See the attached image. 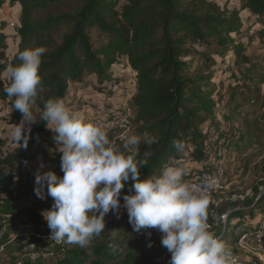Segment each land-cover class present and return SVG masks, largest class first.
Segmentation results:
<instances>
[{
	"label": "trees",
	"instance_id": "obj_1",
	"mask_svg": "<svg viewBox=\"0 0 264 264\" xmlns=\"http://www.w3.org/2000/svg\"><path fill=\"white\" fill-rule=\"evenodd\" d=\"M120 1H123L122 5H118ZM239 2V11L229 13L225 7L220 8L208 0H0V10L5 5L20 7L15 29L19 40L17 50L6 61L1 55L7 47L3 34L5 23H0V101L10 100L11 108L13 98L4 92L9 81L2 79V74L10 63L19 64L15 59L18 51L37 47L47 49L39 69L43 91L32 108L35 123L28 133L27 148L18 146L0 161V202L5 200L6 206L10 205L6 200L20 192L23 175L30 169V163L42 156L36 143L48 134L46 122L40 119L45 103L49 99L64 100L69 84L80 81L86 73H97L109 79L106 73L119 56L127 58V64L135 74L136 92L131 105L136 133L148 132L159 138L158 144L140 147L141 153H152L147 167L140 170L141 178L158 176L162 168L180 153L172 142L180 141L185 145L186 136L197 140L196 126L203 117H212L216 107L212 93L194 84L188 75L184 61L190 54L188 46L195 43L214 45L216 54L223 61L226 53L232 51L236 60L248 63L242 45H236L232 35L240 34V11H248L264 20V0ZM93 29L107 39L99 49L92 45ZM260 82L264 83V78ZM11 118L17 123L22 120V115L13 109ZM247 133L245 145L250 146L252 137L250 132ZM132 183L130 179L125 184L121 200L124 195L134 194L129 191ZM255 195L248 204L252 206L250 209L232 203L214 208L212 214L220 222V216L225 213L226 222L230 223L240 220L241 212L250 210L247 212H251L253 218L260 219L264 217V190ZM29 210L13 211L11 207L0 206V214L6 212L9 223L29 218L36 225L35 234L51 236L48 226L41 227L43 219ZM233 214H238L236 219ZM209 224L214 226V223ZM13 225L9 224L7 228ZM251 229L249 226L247 230L250 232ZM242 232L232 236L229 243L235 245L239 237L249 233ZM215 234L226 242L221 231ZM28 243L10 240L7 236L0 239V248L17 252V259H12L16 264H46V258L32 262L26 257L23 248ZM40 248L42 246L37 251ZM124 248V239L117 235L111 237L107 222L104 232L89 245V253L69 249L66 243H50L52 258H58L55 264H138L132 250L123 252Z\"/></svg>",
	"mask_w": 264,
	"mask_h": 264
},
{
	"label": "rangeland",
	"instance_id": "obj_2",
	"mask_svg": "<svg viewBox=\"0 0 264 264\" xmlns=\"http://www.w3.org/2000/svg\"><path fill=\"white\" fill-rule=\"evenodd\" d=\"M208 1L220 8L225 7L229 13L240 9L239 0ZM122 4L123 1H120L118 5ZM19 13L18 5L13 7L5 5L0 10V23H5L3 34L6 36L7 46L1 52L3 61L9 60L16 53L19 40L15 35V29L10 28L9 25L18 24ZM238 18L242 28L239 36L232 35V37L236 45H242L243 55L248 59L247 64L236 60L232 51L226 53L223 61V58L216 54L214 45L195 43L188 46L190 54L184 59L188 75L194 84L212 93L216 107L212 117H203L196 126L199 135L197 140L186 136L183 152L174 156L168 165L175 164L177 160L187 164L190 171L185 178L186 181L196 173L209 170L216 165L223 168L225 174L220 188L210 197L208 223H214L210 230L214 233L221 231L237 264H256V255L260 253V248L250 236L259 219L253 218L252 213L247 212L250 210L241 212L242 218L230 223L222 222L221 218L220 222H217L212 214L214 208L227 207L232 203L239 204L241 208H250L248 204H251L254 196H257L255 194L264 190V83L260 82L264 78V20L248 11H240ZM91 41L93 48L99 49L106 44L107 39L93 29ZM106 74L109 79L89 72L84 74L80 81L71 82L64 102L73 111L79 113L86 122H92L98 115L104 117V113L105 116L110 113H123L132 120L131 128L123 137L137 134L133 122L134 109L131 105L132 97L136 92L135 74L130 70L127 58L117 57L116 63ZM2 79H7L6 72L2 74ZM9 102L10 100L0 101V161L18 147L12 140L11 132L12 125L20 124L21 120L17 123L12 120ZM46 131L48 133L46 137L36 143L42 151V156L30 163V169L23 175L24 182L20 192L6 200L9 201V206H6L5 200L0 202V206L11 207L13 211L30 209V212L43 219L41 226L43 228L47 224L42 213L51 210L54 201L47 196L46 185L43 190L44 199L38 198L35 192L38 187L35 184V174L39 169L41 173L52 171L57 177H63L60 167L62 154L54 139L56 134L48 127ZM190 131L194 130L190 129ZM247 132H250L252 137L250 146L245 145ZM108 135L112 142L115 141L122 146L123 141L114 140L115 134ZM143 145L144 143L140 147ZM41 164H43L42 168ZM237 216L238 214H233L234 219ZM9 219L6 212H1L0 239L8 236L10 240H21L24 243L39 240L38 243L41 241L43 244H37L38 248L42 246L50 249L49 239L36 238L39 236V234L35 236L36 232L33 231L36 225L29 218H22L18 222L10 221L11 223ZM105 221H108V214L105 216ZM9 224L15 225L7 228ZM108 225L111 237L117 235L123 238L126 248L122 251L132 250L138 259V264H170L171 254L161 245V234L157 230L142 229L137 233L129 224L128 216L115 229H113L115 226L109 223ZM249 226L252 227L250 232L247 230ZM239 231L249 232L248 238L241 241L239 237L241 243L231 245L229 241L232 236H238ZM148 233L151 235L149 236ZM149 243L152 244L151 247H148ZM68 247L89 253V246L79 247L68 244ZM51 255L49 251L46 264L57 262L58 258L54 259ZM18 256L17 252H7L0 248V264H16L12 259H17Z\"/></svg>",
	"mask_w": 264,
	"mask_h": 264
},
{
	"label": "clouds",
	"instance_id": "obj_3",
	"mask_svg": "<svg viewBox=\"0 0 264 264\" xmlns=\"http://www.w3.org/2000/svg\"><path fill=\"white\" fill-rule=\"evenodd\" d=\"M46 51L44 47L18 51L19 64L10 63L5 69L9 83L4 92L13 98L11 111L22 115L20 124L12 125L11 136L24 149L35 123L32 108L43 91L39 69ZM40 119L56 134L62 154V178L39 169L35 174L38 198L44 199L46 185V194L54 201L51 210L42 213L51 240L89 246L104 232L105 216L119 212L121 192L131 179L129 191L134 194L123 196L128 222L137 233L157 230L161 245L171 254L170 264H237L229 246L210 230V194L185 180L190 171L187 164L177 160L165 165L158 176L141 178L140 170L147 167L152 153H141L140 146L158 144V137L148 132L132 134L118 145L110 140L105 125L86 122L63 99H49ZM172 143L183 152L182 142Z\"/></svg>",
	"mask_w": 264,
	"mask_h": 264
},
{
	"label": "built area",
	"instance_id": "obj_4",
	"mask_svg": "<svg viewBox=\"0 0 264 264\" xmlns=\"http://www.w3.org/2000/svg\"><path fill=\"white\" fill-rule=\"evenodd\" d=\"M9 26L10 28L16 29V27H18V24L12 23ZM10 111H11V108H10ZM11 116H12V111H11ZM103 116L104 117H102V115L96 116L91 123H100V124L105 125L108 129V134H115L116 137L114 140H118L122 142L123 139L125 138L123 137L124 134L132 126V120H130L129 117H127L123 113H115V114L110 113L107 116H105V113H104ZM113 142L115 143V141ZM224 174L225 173H224L223 168L221 166L216 165L209 170H206V171L202 170L196 173L190 179H188L187 182L197 185L198 187L202 189H205L210 194V197H211L212 194L220 188V184L222 180L224 179ZM121 197H120L121 207L119 209V212L118 213L110 212L108 214L107 222L110 225L116 226L118 223H122L124 221V218L128 216L126 208L124 207V200H121ZM250 208H252V206ZM220 218L222 219V222H226L227 215L222 214ZM36 235L37 234H35V236ZM248 236H249L248 234H244L241 237V241H243L245 238H248ZM250 237L253 238V241L255 242L257 247L260 248V253L256 255L257 264H264V217L258 220V223L256 224V228L253 231L252 236ZM36 238L49 239L50 241L55 242L54 240L50 239V236L39 235ZM239 241L240 239L238 240V242ZM37 244L42 245L43 243L41 241L40 243H38L37 241H33L31 243H28L23 248V253H25L26 257L32 262L38 260L39 258H47V255L49 254V251H50L48 247H42L40 248L41 250L37 251L39 249Z\"/></svg>",
	"mask_w": 264,
	"mask_h": 264
}]
</instances>
